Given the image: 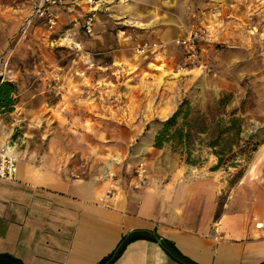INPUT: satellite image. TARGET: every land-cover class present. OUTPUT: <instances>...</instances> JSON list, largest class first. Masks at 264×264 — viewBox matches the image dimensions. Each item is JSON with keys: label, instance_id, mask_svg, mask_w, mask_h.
I'll use <instances>...</instances> for the list:
<instances>
[{"label": "rangeland", "instance_id": "obj_1", "mask_svg": "<svg viewBox=\"0 0 264 264\" xmlns=\"http://www.w3.org/2000/svg\"><path fill=\"white\" fill-rule=\"evenodd\" d=\"M37 2L0 0V79L15 86L0 121L16 123L9 147L19 162L54 139L74 177L88 173L92 155L125 156L132 180L142 163L171 156L216 173L221 202L251 172L264 188V0H110L93 38L86 0H72L53 30L33 19ZM224 96L242 138L258 144L236 168L212 171L217 158L199 141L196 164L170 144L154 147L182 104L206 114Z\"/></svg>", "mask_w": 264, "mask_h": 264}, {"label": "crops", "instance_id": "obj_2", "mask_svg": "<svg viewBox=\"0 0 264 264\" xmlns=\"http://www.w3.org/2000/svg\"><path fill=\"white\" fill-rule=\"evenodd\" d=\"M71 3L51 9L57 24ZM98 33L96 23L89 36ZM15 128L0 121V150L12 149ZM64 150L51 139L19 162L14 181L0 179V264H264L260 172L221 202L216 173L171 156L142 163L139 182L125 156L92 155L74 177Z\"/></svg>", "mask_w": 264, "mask_h": 264}, {"label": "trees", "instance_id": "obj_3", "mask_svg": "<svg viewBox=\"0 0 264 264\" xmlns=\"http://www.w3.org/2000/svg\"><path fill=\"white\" fill-rule=\"evenodd\" d=\"M14 87L0 79V108L12 104ZM228 101V96L222 97L206 114L193 111L188 103L182 104L156 135L154 147L161 149L170 144L173 152L187 156V163L196 164L192 156L195 143L199 141L217 158L212 171L236 168L237 159L248 151H256L258 144L254 142V136L247 141L242 138V119L235 112L226 111ZM201 135L205 138L202 139Z\"/></svg>", "mask_w": 264, "mask_h": 264}, {"label": "built area", "instance_id": "obj_4", "mask_svg": "<svg viewBox=\"0 0 264 264\" xmlns=\"http://www.w3.org/2000/svg\"><path fill=\"white\" fill-rule=\"evenodd\" d=\"M71 1L72 0H41V2L38 3L34 10L33 19L42 21L50 30H53L57 26L58 18L55 16L51 9L53 7H58L60 5L69 3ZM86 1L91 6V9L86 19L85 29L87 34L92 35L94 32L96 13L105 4H109L110 0ZM184 44H187V42H184ZM18 164L19 160L16 155L11 153L7 149L0 150V179L6 181H14L18 173ZM137 173L139 182H141L145 174V169L140 168Z\"/></svg>", "mask_w": 264, "mask_h": 264}, {"label": "bare ground", "instance_id": "obj_5", "mask_svg": "<svg viewBox=\"0 0 264 264\" xmlns=\"http://www.w3.org/2000/svg\"><path fill=\"white\" fill-rule=\"evenodd\" d=\"M9 151H10L11 153H13V150H12V149H9Z\"/></svg>", "mask_w": 264, "mask_h": 264}, {"label": "water", "instance_id": "obj_6", "mask_svg": "<svg viewBox=\"0 0 264 264\" xmlns=\"http://www.w3.org/2000/svg\"><path fill=\"white\" fill-rule=\"evenodd\" d=\"M159 243H161V242L159 241Z\"/></svg>", "mask_w": 264, "mask_h": 264}]
</instances>
